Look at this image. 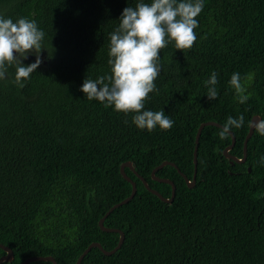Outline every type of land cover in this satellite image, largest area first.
Segmentation results:
<instances>
[{
    "label": "trees",
    "instance_id": "16d2710c",
    "mask_svg": "<svg viewBox=\"0 0 264 264\" xmlns=\"http://www.w3.org/2000/svg\"><path fill=\"white\" fill-rule=\"evenodd\" d=\"M137 2L0 0V15L35 20L45 32L42 63L24 87L12 83L14 66L0 80V244L13 252L3 264L46 256L75 264L93 242L113 250L119 234L102 231L98 222L131 194L120 174L123 163L131 162L151 189L170 198L171 186L151 172L168 161L192 181L201 124L223 125L243 115L228 152L241 159L249 121L264 119V0H203L193 46L177 50L168 43L160 50L158 91L149 93L144 110H163L174 121L171 129H138L133 113L87 100L80 91L84 79L110 73L109 34L122 10ZM35 59L29 55L22 63ZM212 72L218 97L208 101L204 82ZM234 72L242 82L252 77L244 104L228 84ZM220 130L201 131L191 189L171 166L155 173L174 183L171 203L125 168L136 194L103 222L124 241L110 256L92 248L81 264H264V136L254 131L245 162L235 163L223 156L231 137L220 139Z\"/></svg>",
    "mask_w": 264,
    "mask_h": 264
},
{
    "label": "clouds",
    "instance_id": "9594fccd",
    "mask_svg": "<svg viewBox=\"0 0 264 264\" xmlns=\"http://www.w3.org/2000/svg\"><path fill=\"white\" fill-rule=\"evenodd\" d=\"M204 8L203 0H139L135 7H125L119 17V25L109 34L107 61L110 73L97 79L85 78L80 91L87 100H96L113 107L117 112L133 113L132 123L149 132L157 126L161 130L171 129L174 121L164 111L144 110L149 93L158 91L154 81L160 72L159 54L168 43H174L177 50L190 49L196 41L194 29L198 27L196 17ZM45 32L35 20L11 18L0 15V80L7 78L9 67H15L12 83L20 88L23 81L42 63L40 53ZM35 55L34 63L24 65L22 61ZM252 77L242 82L241 74L234 72L228 84L234 89L240 104L249 99L247 85ZM206 98L213 101L218 97V74L212 72L204 82ZM127 123V121H125ZM244 117L229 116L219 132L220 139H226L232 129L244 126ZM249 127L264 136V119L249 121ZM264 163V156L261 157Z\"/></svg>",
    "mask_w": 264,
    "mask_h": 264
},
{
    "label": "water",
    "instance_id": "95a60500",
    "mask_svg": "<svg viewBox=\"0 0 264 264\" xmlns=\"http://www.w3.org/2000/svg\"><path fill=\"white\" fill-rule=\"evenodd\" d=\"M257 120H260L259 116H254L252 117L251 121L255 122ZM205 126H214L217 128H222V125L215 123V122H205L203 124H201L196 132L195 135V139H194V149H193V163H194V168H193V177H192V181L188 180V178L186 176H184L182 173H180L179 169L176 167V165L174 163L168 162V161H164L163 163H161L159 166H157L156 168H154L151 172V177L153 180L160 182V183H165L171 186V196L170 198H165L163 197L158 191L151 189L147 182L141 178L135 171L134 167L132 166L131 162H125L120 166V174L121 176L128 182L131 184V194L129 195V197H127L126 199L122 200L121 202L115 204L114 206H112L110 209H108V211L104 214V216L99 220L98 222V226L100 227V229L104 232H116L119 234V241L117 246L111 250V251H105L99 243L93 242L92 244H90L83 252L82 254L79 256V258L77 259L75 264H81L82 259L85 257L86 254L89 253V251L92 248H97L103 255L105 256H110L113 255L122 245L123 241H124V235L122 232L115 230V229H109V228H105L103 226V222L104 220L111 214V212L114 209L119 208L120 206L126 204L127 202H129L134 195L136 194V185L135 183L125 174V168H128L135 176H137L141 182L143 183L144 187L146 188V190H148L151 194H153L154 196H156L160 201L165 202V203H171L172 199L175 195V191L176 188L174 186V183L168 179H159L155 176V173L159 170H161L163 167L165 166H171L173 168H175L177 170V172L182 176V178L184 179L186 185L188 188H192L195 185V177H196V171H197V150H198V144H199V138H200V134L201 131L203 129V127ZM254 133V129L249 127L248 132L246 134L244 143H243V148H242V158H236L235 156H232L230 154H228V152L233 148L234 143H235V138L232 134V132L229 134V136L231 137V144L224 150L223 152V156L228 159V160H232L235 163H243L245 162L246 159V153H247V143L249 141V139L251 138V136ZM249 171V170H248ZM0 249H2L5 254L3 256L0 257V264H3L5 262H10L13 260V252L10 248L5 247L3 245L0 244ZM33 262H50L51 264H56L55 260L50 257V256H46V257H30L27 258L26 260H24L21 264H30Z\"/></svg>",
    "mask_w": 264,
    "mask_h": 264
}]
</instances>
